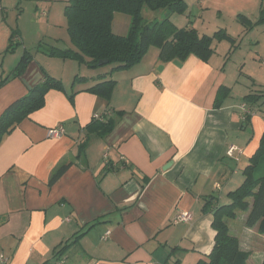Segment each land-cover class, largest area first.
<instances>
[{
	"label": "crops",
	"instance_id": "0c3cea01",
	"mask_svg": "<svg viewBox=\"0 0 264 264\" xmlns=\"http://www.w3.org/2000/svg\"><path fill=\"white\" fill-rule=\"evenodd\" d=\"M206 1L198 0L202 10ZM235 1L247 18H257L249 13L256 7L251 0ZM23 2L2 0L7 24L1 31L0 80L10 76L25 51L33 61L0 89V116L42 83V69L61 80L67 93L50 91L45 106L0 144V264L3 258L9 264H44L58 246L76 238L61 258L64 264H198L212 252L216 234L212 215L203 213L205 199L229 203L227 195L242 184L243 170L259 148L264 105L243 99L261 95L264 77L258 81L249 72L251 81L243 80L245 69L237 62L231 68L227 54L217 57L216 50L208 62L191 56L162 63L160 51L151 48L139 64L112 74V66L90 70L49 58L41 44L58 47L63 41L65 49L73 48L67 21H56L50 9L46 14L42 1L21 7ZM126 22L128 29V17ZM13 32L19 48L8 54ZM101 75L115 81L109 104L81 92ZM76 76L88 82L73 86ZM221 87L231 92L217 107ZM100 114L117 120L114 130L104 139L87 136L86 126ZM60 125L62 137L49 138L48 131ZM231 146L237 148L234 158L228 156ZM64 162L71 167L50 186L53 171ZM184 215L189 219H180ZM243 218L241 232H233L235 220L230 229L250 253L247 264H262L264 235L248 229L246 214Z\"/></svg>",
	"mask_w": 264,
	"mask_h": 264
},
{
	"label": "trees",
	"instance_id": "16d2710c",
	"mask_svg": "<svg viewBox=\"0 0 264 264\" xmlns=\"http://www.w3.org/2000/svg\"><path fill=\"white\" fill-rule=\"evenodd\" d=\"M144 8L186 15L188 4L187 0H68L64 8V16L73 48L44 47L41 44L39 49L43 47V50L40 52L49 58L74 61L90 70L112 66V74L139 64L151 48L160 51L159 60L162 63L174 60L184 62L191 56L208 62L215 54L216 37L219 41L231 40L224 30L216 32L214 36H208L200 35L193 27L178 28L169 17L161 22L145 24L142 14ZM118 13L130 17V25L125 35H117L112 29L114 16ZM261 15L260 20L264 21V6ZM15 37L16 32H13L6 50L8 54L16 51L18 43H15ZM228 58L227 56V60ZM32 61L33 55L25 51L10 76L0 80V89L10 80L20 78ZM101 61H108V64L100 66ZM42 73L44 75L42 83L29 90L23 98L12 103L0 116V144L4 137L11 134L23 120L45 106V97L50 91L67 93L61 80L52 77L43 69ZM87 82L86 78L76 76L73 86ZM94 82L93 86L81 92L96 95L109 104L115 89V81H107L106 76L101 75L94 79ZM230 92V89L221 87L215 106L220 107ZM76 94L72 92L68 95L71 102ZM243 101L256 104L261 101L259 106H263L264 91L261 95H248ZM250 117L245 115L244 118L248 120ZM116 121L106 114L97 115L86 126V135L97 134L99 138L104 139L114 130ZM85 149L86 142L80 145L79 155H82ZM71 165L72 163L67 162L59 164L50 177L49 185L53 186L57 183ZM243 177L242 184L227 195L229 203L219 204L217 197L205 199L203 213L212 215V228L216 234L212 252L198 264H247L250 253L241 247L240 239L232 233L228 224L230 220H236L239 214H242V218L246 214L245 226L248 229L257 228L258 233L264 235V133L259 148L243 170ZM77 242L78 238L72 243L66 242L58 246L53 259L44 264H55Z\"/></svg>",
	"mask_w": 264,
	"mask_h": 264
},
{
	"label": "rangeland",
	"instance_id": "374dc122",
	"mask_svg": "<svg viewBox=\"0 0 264 264\" xmlns=\"http://www.w3.org/2000/svg\"><path fill=\"white\" fill-rule=\"evenodd\" d=\"M38 1H42L45 6L44 10L46 14L50 9L56 18V21L66 22V18L64 16V0ZM243 1L244 0H241V2ZM188 2L191 9L189 10L188 16L170 14L166 10L153 11L149 8H144L142 12L144 23L152 24L154 22H161L169 17L179 28L194 26L200 35L214 36L216 32L224 30L225 33L229 34L231 40L223 39L219 41V38L216 37L214 47L217 57L218 55L224 56L227 54L230 62L232 63L231 68H233V63L237 62L236 67L241 68V70L245 69L246 71V73H243L242 75L243 80L245 81H251L249 76H247L249 72L257 74L253 77L254 79L258 81L263 79L264 62L261 59H264V21H261L260 19L262 16L261 9L262 6H264V0H251L254 5L256 4V7L252 11H249L250 14H254L252 17H257L254 20L247 18L244 13L240 12L243 7L238 4L240 3L239 1L207 0V8H203V10L201 9V6H199L198 0H188ZM27 3H29V0H24L21 7H25L28 5ZM244 9L248 12V8L245 7ZM12 17L9 19L8 24H11ZM127 17L130 19L129 16L122 13L115 15L113 20L114 25H112L114 32L122 35V33L126 32V30L128 31V23L126 22ZM6 18L7 16H3V13L0 10V49L2 48L4 42L1 31L2 29L5 30L7 23L4 19ZM66 44L69 43L66 42ZM64 46H66L65 43L60 41L58 47L65 49L66 47ZM18 48L19 47H17V49ZM259 57H261V59H259ZM2 60L3 58L0 56V62H2ZM9 63L10 61L7 59L5 62V68L7 70L10 68ZM242 63L243 65L240 66ZM17 65L18 62L15 65H12L11 70H13ZM255 85L257 88L262 89L259 87L257 82H255ZM242 219L243 218L239 216L232 223L235 228V231H233L235 234H238V232H241L242 230Z\"/></svg>",
	"mask_w": 264,
	"mask_h": 264
},
{
	"label": "built area",
	"instance_id": "2783aa9c",
	"mask_svg": "<svg viewBox=\"0 0 264 264\" xmlns=\"http://www.w3.org/2000/svg\"><path fill=\"white\" fill-rule=\"evenodd\" d=\"M1 1H2V0H0V10H2V4H1ZM96 116H97V115H96ZM96 116H95V117H96ZM63 134H64V130H63V127H62L61 125L58 126V127H55V128H53V129H51V130L48 131V136H49V138H53V139L60 138V137H62ZM236 150H237L236 147L231 146V147L229 148V150H228V155H229L230 157H232L233 154H234V152H235ZM180 219H182V220H187V219H189V217H188L187 215H184V216H181ZM108 235H109V233H106V235H104V236L102 237V239H103V240H106V239L108 238ZM1 264H9V260L6 259V258H3V259L1 260ZM55 264H64V261H63V259H60V260L57 261Z\"/></svg>",
	"mask_w": 264,
	"mask_h": 264
},
{
	"label": "water",
	"instance_id": "95a60500",
	"mask_svg": "<svg viewBox=\"0 0 264 264\" xmlns=\"http://www.w3.org/2000/svg\"><path fill=\"white\" fill-rule=\"evenodd\" d=\"M107 64H108V61H101V62L99 63L100 66H104V65H107Z\"/></svg>",
	"mask_w": 264,
	"mask_h": 264
}]
</instances>
